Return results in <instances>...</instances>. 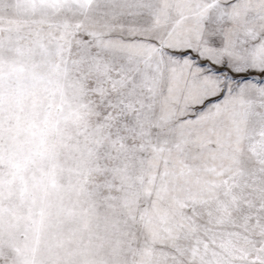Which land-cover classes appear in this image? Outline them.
I'll use <instances>...</instances> for the list:
<instances>
[{"label": "snow or ice", "instance_id": "6c2138e0", "mask_svg": "<svg viewBox=\"0 0 264 264\" xmlns=\"http://www.w3.org/2000/svg\"><path fill=\"white\" fill-rule=\"evenodd\" d=\"M0 264H264V0H0Z\"/></svg>", "mask_w": 264, "mask_h": 264}]
</instances>
